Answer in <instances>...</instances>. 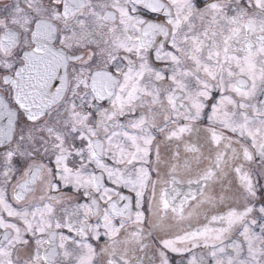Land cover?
<instances>
[{"label": "snow or ice", "instance_id": "snow-or-ice-1", "mask_svg": "<svg viewBox=\"0 0 264 264\" xmlns=\"http://www.w3.org/2000/svg\"><path fill=\"white\" fill-rule=\"evenodd\" d=\"M0 264H264V0H0Z\"/></svg>", "mask_w": 264, "mask_h": 264}]
</instances>
